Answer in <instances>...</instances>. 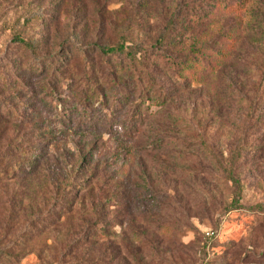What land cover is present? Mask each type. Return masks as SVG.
I'll return each instance as SVG.
<instances>
[{"label":"rangeland","instance_id":"obj_1","mask_svg":"<svg viewBox=\"0 0 264 264\" xmlns=\"http://www.w3.org/2000/svg\"><path fill=\"white\" fill-rule=\"evenodd\" d=\"M186 1L0 0V245L21 252L17 264L69 263L89 246L74 243L88 224L112 235L92 246L106 264H202L211 227L212 264H264V0L186 31L202 41L230 30L215 50H233L205 81L151 60L169 95L161 107L148 85L119 87L128 61L99 50L124 30L151 39L174 7L188 23ZM137 102L147 121L123 137ZM232 154L242 187L228 208L235 185L217 162Z\"/></svg>","mask_w":264,"mask_h":264},{"label":"trees","instance_id":"obj_2","mask_svg":"<svg viewBox=\"0 0 264 264\" xmlns=\"http://www.w3.org/2000/svg\"><path fill=\"white\" fill-rule=\"evenodd\" d=\"M243 1L239 0H189L184 4L185 9L183 10L189 15L188 23L181 22L178 16V9L174 7L170 13L168 21H166L163 25L159 27L156 31V35H154L149 40H138L135 41L128 34L126 30L122 31L121 35L115 40L110 42H105L99 46V50L103 56L111 59L114 56H123V60L128 61V65H122L117 68L125 69L128 66L130 71L124 70L123 73L120 71H116L117 78L120 80L117 85L119 87H127V83L131 82L136 87H152L154 98L146 93L145 99L155 100L154 104H158L160 107L166 104V100L169 98L167 90L164 88V84L161 79L157 76L156 72H154L153 68H151V60L154 59V62L157 63L158 60L164 64L173 63L175 65L176 71L180 74H188L190 80H200L205 81L211 74L217 71V68L220 67L225 61L228 60L230 53L233 50V44H221V47L215 50V45L218 43V40L225 36L226 34H230V30L228 31H219L212 38L203 39L200 41V36L196 37L192 33L195 32V21L199 17H214L219 14H234V12L239 9V7L244 4H241ZM180 4V3H179ZM42 10H39L41 12ZM179 23V26H178ZM191 30L192 33L189 37L186 36V31ZM228 32V33H227ZM228 36V35H227ZM226 36V37H227ZM202 37V36H201ZM189 43V47L186 49V44ZM179 49V46L182 45ZM186 50V51H185ZM187 54H184V53ZM183 56H185L183 58ZM191 76V77H190ZM193 78V79H191ZM200 78V79H199ZM264 68L262 71V75L259 79V87L264 83ZM263 82V83H262ZM45 88V87H43ZM49 88V87H48ZM47 92L53 97L55 94L58 96L57 92L54 90L46 89ZM117 96L125 95L128 96L129 93H126L123 89H117ZM149 92V91H148ZM262 95L261 92H258L255 96V101L258 102ZM147 102V101H146ZM147 102V104H148ZM264 103V99L262 102ZM139 102L136 103L135 108L131 113L130 121L127 123L126 128L122 132L123 137L129 138L133 129L136 130V133L139 132L142 127L146 123V119L143 118L142 111H140L141 107H139ZM155 105L154 107H156ZM158 106V107H159ZM151 108L152 105H148V108ZM88 109L83 108L84 114H87ZM87 111V112H86ZM148 111V110H147ZM154 112V111H153ZM109 114V112H105L104 114ZM8 116L13 114L12 110L7 109L5 113ZM111 114V113H110ZM108 124L110 126V130H117L118 127L112 122V119H108ZM105 119V120H106ZM104 120V123L106 121ZM72 122L68 121L65 125H70ZM95 126V125H93ZM116 126V127H114ZM240 156L241 154L238 153ZM237 154H232L229 158L224 160H218V165L222 167L225 177L228 181L232 182L235 185V190L233 197L231 198V205L228 208H232L237 202L239 198V188H241L242 179L238 177L235 173V167L239 161V157ZM73 201L70 202V206L67 205L66 211L69 212L71 210V206ZM89 228L83 231L77 239L74 240L75 244H79L77 246L83 247L88 246L83 252L81 256H76L67 264H106L103 261V254L100 252H96L92 249V246L101 243V240H105L104 236H110L108 233H104L102 230L98 229L96 226L98 224H88ZM94 227V228H93ZM96 227V228H95ZM213 232L201 231L202 240L200 242V246L198 247L197 256L202 264H212L213 257L216 252L214 251L215 246L221 245V241L219 240V234L217 228L211 227ZM22 236V235H20ZM114 238V237H112ZM163 240L159 237L155 240L157 252H160L161 245ZM231 245V244H229ZM76 246V245H75ZM137 253L141 251L138 248ZM7 253V264H17L19 260L22 258L21 252H14L11 248L7 247V251L2 250V246L0 245V258L1 255ZM113 261L116 258H112ZM144 260V259H143ZM142 260V261H143ZM139 262V264H147ZM166 264V263H159ZM167 264H188L182 256H180L179 261L169 262Z\"/></svg>","mask_w":264,"mask_h":264},{"label":"built area","instance_id":"obj_3","mask_svg":"<svg viewBox=\"0 0 264 264\" xmlns=\"http://www.w3.org/2000/svg\"><path fill=\"white\" fill-rule=\"evenodd\" d=\"M208 232H210V231H208Z\"/></svg>","mask_w":264,"mask_h":264}]
</instances>
